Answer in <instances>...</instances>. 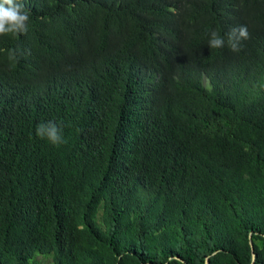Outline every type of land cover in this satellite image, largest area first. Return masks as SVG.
Returning <instances> with one entry per match:
<instances>
[{
    "label": "trees",
    "instance_id": "trees-1",
    "mask_svg": "<svg viewBox=\"0 0 264 264\" xmlns=\"http://www.w3.org/2000/svg\"><path fill=\"white\" fill-rule=\"evenodd\" d=\"M22 2L27 33L0 36V264H264V0Z\"/></svg>",
    "mask_w": 264,
    "mask_h": 264
},
{
    "label": "clouds",
    "instance_id": "clouds-1",
    "mask_svg": "<svg viewBox=\"0 0 264 264\" xmlns=\"http://www.w3.org/2000/svg\"><path fill=\"white\" fill-rule=\"evenodd\" d=\"M30 11L25 8L22 0H0V36H20L28 31ZM227 44L233 52L242 50V41L250 38L247 26L240 25L232 27L227 33ZM225 38L217 31L213 30L209 34L208 47L213 49L223 48ZM10 60L17 61L26 55H30V50L13 48L6 50ZM36 135L47 139L53 145L66 143L63 137V126L49 121L37 125Z\"/></svg>",
    "mask_w": 264,
    "mask_h": 264
},
{
    "label": "water",
    "instance_id": "water-1",
    "mask_svg": "<svg viewBox=\"0 0 264 264\" xmlns=\"http://www.w3.org/2000/svg\"><path fill=\"white\" fill-rule=\"evenodd\" d=\"M253 257V256H252ZM253 259V258H252ZM205 264H207V261H205Z\"/></svg>",
    "mask_w": 264,
    "mask_h": 264
}]
</instances>
